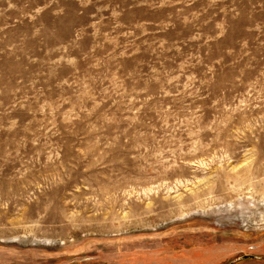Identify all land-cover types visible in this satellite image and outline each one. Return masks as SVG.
Instances as JSON below:
<instances>
[{
	"label": "rangeland",
	"instance_id": "obj_1",
	"mask_svg": "<svg viewBox=\"0 0 264 264\" xmlns=\"http://www.w3.org/2000/svg\"><path fill=\"white\" fill-rule=\"evenodd\" d=\"M0 264H264V0H0Z\"/></svg>",
	"mask_w": 264,
	"mask_h": 264
},
{
	"label": "water",
	"instance_id": "obj_2",
	"mask_svg": "<svg viewBox=\"0 0 264 264\" xmlns=\"http://www.w3.org/2000/svg\"><path fill=\"white\" fill-rule=\"evenodd\" d=\"M253 255H244L243 258H248V257H251Z\"/></svg>",
	"mask_w": 264,
	"mask_h": 264
}]
</instances>
